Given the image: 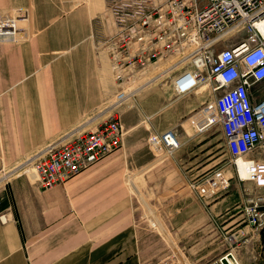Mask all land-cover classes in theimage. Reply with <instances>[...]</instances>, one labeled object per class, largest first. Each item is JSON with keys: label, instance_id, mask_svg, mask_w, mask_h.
I'll return each mask as SVG.
<instances>
[{"label": "crops", "instance_id": "1", "mask_svg": "<svg viewBox=\"0 0 264 264\" xmlns=\"http://www.w3.org/2000/svg\"><path fill=\"white\" fill-rule=\"evenodd\" d=\"M106 6V0H0V11H27L32 32L26 43L0 45V173L4 171L0 195V264H176L175 257L181 258V264H198L196 260L185 262L176 243L181 237L200 233L211 237L253 234L252 245L244 247L238 259L242 264H264V230L247 225L239 207L245 197L243 190L264 194V189H258L252 182H234L227 194L208 201L192 191L194 196H182L189 191L185 189L164 202L163 207L170 208L160 214L162 223L147 206V214L153 217L152 225H158V234L173 247L171 255L170 249L159 244L158 234H148L136 227L133 211L125 199L117 196V185L103 181L108 173L115 172L110 160H103L64 185L47 190L31 177L17 175L18 163L105 108L117 94L110 54L99 42L102 21L98 17ZM67 46L74 51L68 52ZM153 86L138 93L142 99L139 102L148 101L150 94L155 97ZM250 93L253 103L264 99V81L254 84ZM193 94L198 95L195 105L198 110L190 118L191 124L192 118L213 100L204 89L184 97ZM184 97H178L147 119L163 114ZM159 99L154 101L158 104ZM192 128L193 135L178 137L177 152L185 147L193 151L196 157L193 170L202 175L213 165L214 141L210 135L215 128L202 133H197L193 125ZM163 132L154 127L150 137ZM150 137L148 144L155 152ZM221 138L225 155L218 167L228 158L223 133ZM169 171V166L164 169V173ZM5 174L11 177L3 178ZM135 177L134 173L128 175L124 184L139 194ZM97 209L105 210L109 222L102 221L106 217L92 214ZM2 216L7 221H2ZM145 219L149 217L144 216ZM91 223L100 228L93 233L81 230ZM220 244V252L231 246L224 239ZM251 251L258 253L253 262L249 257Z\"/></svg>", "mask_w": 264, "mask_h": 264}, {"label": "built area", "instance_id": "2", "mask_svg": "<svg viewBox=\"0 0 264 264\" xmlns=\"http://www.w3.org/2000/svg\"><path fill=\"white\" fill-rule=\"evenodd\" d=\"M109 3L113 31L102 46L110 54L117 94L105 108L18 163L17 168L31 162L21 174L47 190L118 151L125 136L120 109L148 85L137 82L152 68L158 72L154 78L170 80L177 97L204 89L213 98L192 118V125L197 133L220 127L228 158L189 190L208 201L227 194L234 182L264 189V99L253 103L250 93L264 81V0ZM29 20L22 9L0 11V45L30 41ZM149 142L160 154L172 156L180 149L173 130L153 134ZM243 191V219L264 230V194Z\"/></svg>", "mask_w": 264, "mask_h": 264}, {"label": "rangeland", "instance_id": "3", "mask_svg": "<svg viewBox=\"0 0 264 264\" xmlns=\"http://www.w3.org/2000/svg\"><path fill=\"white\" fill-rule=\"evenodd\" d=\"M106 3L107 6L105 7V12L99 16L100 18L98 17V19L102 21V39H99V42H103L104 39L113 31V21L110 11L108 10L110 7L109 0H106ZM68 15L64 16V18L66 19ZM67 48L70 50L68 52L74 51V48L71 46H67ZM102 48L106 49L104 46H102ZM99 50L103 51L101 48ZM65 54L68 55V53ZM149 70L150 71L137 83L141 84L147 81V79L153 76L155 77L158 73L152 68ZM151 91L153 94L154 92L156 93L154 94L155 97H151L152 94H150V98L148 101L146 100L147 103H145L144 106L143 104L146 101L143 100L142 102H139L141 99V95L139 94L140 96H136L138 99L137 101H135V99L129 101L120 111L125 135L124 143L118 151L104 160H110L109 163L114 167L113 169L115 172L108 173V177L104 178L103 181H111L112 183L110 184L117 185V196L118 198L121 197L125 199L128 203V208H130L129 210L133 211L134 224L139 230L142 232H148V234H158L160 233L158 225H152L153 217L152 215L147 214L149 213V210L146 209L147 206L154 210L153 212L156 214V217L154 218L162 223L163 221L160 219V214L166 210L167 207L170 208L169 206L164 208V202L185 189L189 190L190 184L198 181L204 174L199 175L198 170H193L192 165L195 162L196 157L193 151L188 150L186 147L171 157H168L167 154L159 156L160 154L156 153V151L153 152L148 144V138L150 137V134H152L154 127L160 131L173 130L179 138L193 135L194 129L192 128L190 118L198 110V108L195 107L197 103L196 96L198 95L193 94L188 97L181 98L178 103L170 107L163 114L148 120L147 118L153 116V114L169 105V103L179 99L173 91L169 79L166 81H159L153 86ZM158 98H160V101L157 104L154 100H157ZM220 129L221 128L219 127L215 128L212 130L210 135V138L214 141L213 165L209 166L207 172L218 167L225 155L224 148L222 146L223 139L221 138L222 133ZM178 160H180L181 163L178 162ZM182 160H184L185 163H182ZM210 162L211 161L208 163ZM165 165H167V167H165ZM168 166L170 171L168 173H164V169L168 168ZM133 173L136 174L135 182L139 187V194L133 192L127 183L124 184V180L127 176ZM19 175L20 174H18V176ZM1 179L2 176L0 177V195L4 185L2 184L3 180ZM140 194L144 198H142ZM182 196H194V194L189 190ZM118 198H116V200H119ZM92 214H97L98 217H106L102 221L106 223L109 222L110 216H107L105 210L97 209ZM144 216L149 217V219L143 220ZM95 222L96 224L99 223L98 221ZM124 222L125 220L118 221V223ZM92 224L93 223H91V225H84L81 227V230L85 229L86 232L93 233L97 230V228H100V226L97 227ZM156 236L160 238L159 244L162 243V247L166 246L170 249L172 255L173 251L171 248L173 247L171 246V243L164 240L165 238L163 235L158 234ZM234 238L236 240L233 242L232 240ZM222 239L231 242V246L228 247L229 249L224 252H220V250H218L221 246L220 241ZM252 243L253 234L250 233H246L245 235H233V233H229L225 237H221L220 235L218 237H211V235L207 236L200 233L197 236L181 237V241L176 243V245L179 248L180 256L185 262L196 260L198 264H220V260L226 255L236 258L240 263L238 257L243 254L241 251H243V248L247 245H252ZM257 254V252L253 253V251H251L249 255V257H251L250 261L253 262V258H255ZM175 260L176 264L182 263V260L179 257H175Z\"/></svg>", "mask_w": 264, "mask_h": 264}, {"label": "bare ground", "instance_id": "4", "mask_svg": "<svg viewBox=\"0 0 264 264\" xmlns=\"http://www.w3.org/2000/svg\"><path fill=\"white\" fill-rule=\"evenodd\" d=\"M160 79H161L160 77H158V78H154V77H153V78H152V77L149 78V79L147 80V81H148V85L143 86V87L137 92V95H138V93H139L141 90L145 89L146 87H148V86H150V85H155V84H157L159 81H161ZM168 156L171 157V155H168ZM30 165H31V162H30V161L27 162V163H23L22 167L20 166V167H19V170L16 172L17 175L22 173V172H21L22 169H23V170H27V169H24V168H25V167H30ZM28 173H30V172H28ZM9 177H11L10 174H5L3 178H9ZM3 220H7V219L4 217ZM234 259H235V258H234ZM223 264H238V263L236 262V260H235V263H234L229 257H226V258H224V260H223Z\"/></svg>", "mask_w": 264, "mask_h": 264}, {"label": "water", "instance_id": "5", "mask_svg": "<svg viewBox=\"0 0 264 264\" xmlns=\"http://www.w3.org/2000/svg\"><path fill=\"white\" fill-rule=\"evenodd\" d=\"M226 257H229L234 263H235V259H234V257H232V256H230V255H226L225 257H223L221 260H220V264H223V260H224V258H226ZM215 264V263H214Z\"/></svg>", "mask_w": 264, "mask_h": 264}]
</instances>
